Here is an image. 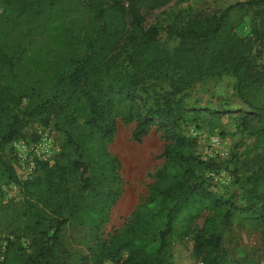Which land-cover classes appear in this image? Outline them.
Wrapping results in <instances>:
<instances>
[{"label":"trees","instance_id":"obj_1","mask_svg":"<svg viewBox=\"0 0 264 264\" xmlns=\"http://www.w3.org/2000/svg\"><path fill=\"white\" fill-rule=\"evenodd\" d=\"M4 1L11 16L9 23L0 22L4 25L0 42V180L17 181L12 156H5L4 152L37 118L44 125L57 121L55 128L64 132L76 158L61 161L62 150L53 163L36 162L34 176L24 185L28 197L44 204L39 207L29 202L28 211L33 206L35 210L26 219L28 224L22 234L7 235L5 244L0 234V264H62L68 253L61 239L64 227L75 222L93 227L102 223L108 205L95 198L81 209L79 198L87 190L96 191L98 196L113 195L111 184H104L116 178L115 162L106 143L117 131V109L123 122H135L136 141H141L153 125L168 134L171 142L162 155L173 163L161 175L169 183L153 187L151 198L138 208L129 235L113 245V252L105 244L92 247L91 253L83 257L85 264H103L124 249L128 256L116 260V264H173L176 226L182 225L183 237L190 235L191 228L184 224L197 218L205 208H216L224 225L196 230L192 237L193 255L204 264L228 263L223 234L234 215V205L219 194L192 184L193 169L187 165L194 159L196 140L184 134L181 122L197 108H189L177 96L207 76L231 75L236 95L255 114L254 134L258 144L264 145V64L259 63L263 51L260 47L264 48V0H240L220 15L196 16L180 26L145 24L141 5L163 0H96L97 4L92 0L89 4L98 21L89 22L82 36L61 31L60 42L27 40L39 26L32 22L26 30L23 22H16L33 11L44 14L46 9L36 10L37 0ZM50 5H57V1L50 0ZM238 6L255 10L251 24L254 38L242 37L229 27L230 12ZM40 26L46 32L55 27L46 26L45 22ZM164 34L179 39V44L174 49L166 47L162 43ZM23 41L25 45L21 44ZM151 97L155 102L149 105ZM74 116L84 118L85 136L77 137L65 127L75 122ZM98 140L101 160L113 173H103L94 183L85 176L90 161L87 143ZM253 174L257 182L264 181V165ZM256 197L257 191H248L247 210L251 209L254 215L258 212ZM11 199L6 201L0 189L2 204ZM29 233L33 236L27 246L16 244L24 235L29 238ZM14 245L16 249L11 250Z\"/></svg>","mask_w":264,"mask_h":264},{"label":"rangeland","instance_id":"obj_2","mask_svg":"<svg viewBox=\"0 0 264 264\" xmlns=\"http://www.w3.org/2000/svg\"><path fill=\"white\" fill-rule=\"evenodd\" d=\"M56 1L57 5L51 7L50 0H37L36 10L46 9L44 14L38 15L33 11L25 15L21 21L16 20V22H23V28L26 30L32 27V22L39 26L38 31H35V28L27 40L60 42L61 31L69 30L75 35L82 36L88 29L89 22L98 21L95 19L96 11L92 10L89 4L92 0ZM93 1L98 3L96 0ZM237 1L240 0H163L151 5H141V11L146 25L180 26L196 16L220 15L225 8ZM8 9L5 1L0 0V22H10L11 14ZM255 15L256 12L252 8L235 7L230 12L228 25L242 37L253 36L254 38L251 24ZM43 22L46 26H55L54 29L46 32V28L40 26ZM0 25L3 27L0 29L2 43L4 25ZM25 43V41L21 42L23 45ZM162 43L174 49L179 44V39L170 34H164ZM262 48L263 46L260 47L263 51L259 63L264 64V48ZM48 56H51V53ZM234 82V78L229 74L211 75L194 83L183 94L177 96V98L182 97L189 108H197V111H190L189 117L181 122L184 134L196 140L194 159L187 166L193 169L192 184L195 187L202 186L219 194L223 200H230L234 205V215L226 224L223 234V246L228 258L226 264L234 262L264 264V181L257 182L253 174L260 165H264V145L258 144L259 140L254 134L257 126L255 114L236 95ZM24 102L27 103L28 100L25 99ZM154 102L153 97L148 99L149 105ZM118 112L119 109L116 110L117 131L112 140L106 143L110 156L115 162L116 178L106 181L104 185L111 184L113 195L111 198L106 195L98 196L94 190L82 193L79 198L81 209L95 198L104 201L108 207L102 215L103 220L99 226L93 227L87 223L75 222L64 227L61 239L66 244L68 253L64 256L62 264H85L83 257L91 253L92 247H100L102 244L113 252V245L129 235L130 227L136 223L137 210L151 198L153 187L155 185L162 187L169 183L168 179L161 175V172H166L173 163L162 155L171 142L168 134L164 129L153 125L141 141H136L133 138L135 122H123ZM74 117H76L75 122L65 124V127L77 137L85 136L87 130L83 124L84 118ZM56 122L53 119L49 125H44L40 118H37L21 131L22 134L17 139L37 138L38 130L45 127L50 130L53 140L61 147V152L62 150L64 152L61 161L66 162L76 158V152L73 146L68 144L64 132L55 128ZM13 149L11 143L4 154L12 156L10 161L14 165L17 181L7 183L0 180V189L3 190L7 186V190L13 195L10 203L0 202V234H2L3 244L6 243L4 238L7 235L14 237L15 232L22 234L25 230L28 224L26 219L30 217V212L35 210L33 206L28 211L29 202L39 207L44 204L43 201L28 197L26 194L24 184L27 179L17 167L18 160L14 156ZM101 152L99 140L87 143L90 161L87 162L88 170L85 176L91 177L94 183L97 181L96 178L102 177L103 173H113L101 160ZM82 160H86L85 157ZM82 170L83 168L77 174ZM199 177H204L205 180ZM70 186L73 187L72 182ZM251 189L257 191L255 202H257L258 212L256 215L251 209L247 210L248 191ZM102 190L105 191V189ZM26 210L24 216L23 212ZM35 218L38 216L36 215ZM184 225L191 228H189L190 235L183 237L182 225L176 226L171 259L173 264H196L200 259H197L192 252L193 234L203 227L205 230H211L216 225L222 227L223 218L216 208H205L197 218L187 221ZM24 236L20 241L16 240L17 245L22 243L23 246H27L33 234L29 238ZM16 247L14 245L11 250H15ZM127 256L128 250L124 249L112 260L116 262Z\"/></svg>","mask_w":264,"mask_h":264},{"label":"built area","instance_id":"obj_3","mask_svg":"<svg viewBox=\"0 0 264 264\" xmlns=\"http://www.w3.org/2000/svg\"><path fill=\"white\" fill-rule=\"evenodd\" d=\"M37 133V138L16 139L14 143L12 142L14 147L13 153L18 160L17 167L25 179H31L34 176L38 160L53 163L61 153V147L53 140L54 137L53 135L51 136L48 128L43 127ZM7 189V186L3 189L6 201L13 196ZM103 264H116V262L108 259ZM196 264H204V262L200 259ZM233 264L240 263L234 262Z\"/></svg>","mask_w":264,"mask_h":264}]
</instances>
